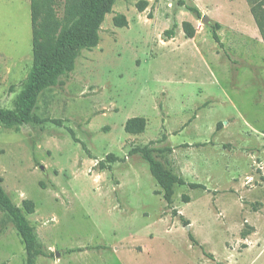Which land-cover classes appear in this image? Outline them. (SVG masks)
<instances>
[{
    "label": "rangeland",
    "instance_id": "obj_1",
    "mask_svg": "<svg viewBox=\"0 0 264 264\" xmlns=\"http://www.w3.org/2000/svg\"><path fill=\"white\" fill-rule=\"evenodd\" d=\"M259 1L115 0L99 45L39 96L42 122H0L3 188L48 255L36 264H264V41L250 8L264 13ZM66 4L52 3L59 19ZM116 14L127 27L114 26ZM32 65L31 2L0 0L1 109H18ZM133 117L146 119L143 133L125 132ZM147 145L186 182L171 204L130 154ZM26 263L0 210V264Z\"/></svg>",
    "mask_w": 264,
    "mask_h": 264
},
{
    "label": "trees",
    "instance_id": "obj_2",
    "mask_svg": "<svg viewBox=\"0 0 264 264\" xmlns=\"http://www.w3.org/2000/svg\"><path fill=\"white\" fill-rule=\"evenodd\" d=\"M32 21V51L33 65L31 72L24 82V88L19 95L18 109L16 111L0 108V122L13 127L30 122H42L33 115L39 96L60 82L63 76L75 69L76 61L83 50H92L100 42L102 24L107 15L113 12L115 0H67L64 16L59 19L53 9L54 0H30ZM264 7V0L259 1ZM250 4V2H249ZM148 3L141 1L137 4L140 12L145 11ZM257 4H251V13L259 28L264 41V13L258 14ZM187 10L200 15L195 6H186ZM115 27H127L129 22L125 15L116 14L113 18ZM175 24L164 32L166 38L175 37ZM185 36L194 38L195 28L189 22L182 24ZM220 25L216 24L212 33L213 40L223 46L217 31ZM146 119L143 117L130 118L125 124V132L132 135L141 134L146 129ZM155 149L149 145L134 148L131 155L140 154L148 163L150 172L162 189L163 196L168 204L172 203L174 188L177 185H185L186 182L179 176L165 168L164 164L154 156ZM109 162H115L113 155H109ZM106 161L99 163L101 169L107 168ZM192 188L200 185L189 184ZM23 207L28 214L35 212L32 201L23 202ZM0 210L5 213L14 225L26 250L27 263L36 264L37 258L47 257L42 244L38 241L34 228L30 225L24 211L16 206L3 188V179L0 176ZM186 225L188 223L186 222ZM190 239L197 244L193 235Z\"/></svg>",
    "mask_w": 264,
    "mask_h": 264
},
{
    "label": "water",
    "instance_id": "obj_3",
    "mask_svg": "<svg viewBox=\"0 0 264 264\" xmlns=\"http://www.w3.org/2000/svg\"><path fill=\"white\" fill-rule=\"evenodd\" d=\"M202 20H203V22H209V19H208L207 16H203ZM188 228H189V227H188Z\"/></svg>",
    "mask_w": 264,
    "mask_h": 264
}]
</instances>
